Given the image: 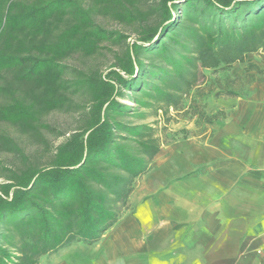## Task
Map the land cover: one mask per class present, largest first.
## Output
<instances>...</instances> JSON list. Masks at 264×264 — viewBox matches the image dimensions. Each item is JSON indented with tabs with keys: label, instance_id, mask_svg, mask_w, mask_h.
<instances>
[{
	"label": "trees",
	"instance_id": "obj_1",
	"mask_svg": "<svg viewBox=\"0 0 264 264\" xmlns=\"http://www.w3.org/2000/svg\"><path fill=\"white\" fill-rule=\"evenodd\" d=\"M103 42L117 46L105 69L63 62L93 55ZM258 51L264 0H0V122L38 135L49 128L43 114L81 111L45 164L0 133V150L22 163L0 167V264H38L49 251L98 239L168 141L156 120L146 121L150 112L178 108L202 69L240 62L246 79L262 72L247 57ZM220 96L240 95L219 88L213 97Z\"/></svg>",
	"mask_w": 264,
	"mask_h": 264
},
{
	"label": "crops",
	"instance_id": "obj_2",
	"mask_svg": "<svg viewBox=\"0 0 264 264\" xmlns=\"http://www.w3.org/2000/svg\"><path fill=\"white\" fill-rule=\"evenodd\" d=\"M210 109L225 115L162 144L116 221L50 264H264V78Z\"/></svg>",
	"mask_w": 264,
	"mask_h": 264
},
{
	"label": "rangeland",
	"instance_id": "obj_3",
	"mask_svg": "<svg viewBox=\"0 0 264 264\" xmlns=\"http://www.w3.org/2000/svg\"><path fill=\"white\" fill-rule=\"evenodd\" d=\"M95 21L108 29L122 30L121 25L100 15L95 16ZM113 49H117V46L103 42L102 47L95 54L85 56L81 53H74L63 59V62L70 68L84 71L94 66L105 69L112 61ZM247 57L250 61L257 64L262 69V72L251 70L249 72L251 77L246 79L244 77L246 74L245 70L242 75L233 76L230 74V70L211 72V70L202 69L200 71L199 84L183 99L178 108L170 107L166 115H162L160 111L156 113L150 112L146 121L156 120V124L153 125L163 138L168 141L196 132H204L207 129V123L213 118L225 115L223 110L212 113L210 109L213 94L219 88L233 89L241 96L248 93L250 84L257 77L264 78V52L250 53ZM236 77L239 78L234 79ZM72 96L79 103H82L85 99L79 92ZM80 114V110L65 111L60 109L51 110L43 114L40 121L48 125L49 128L40 127L38 135L23 132L18 127L6 122H0V133L12 137L21 151L28 156L29 161L41 165L48 161L55 147L65 139L68 132L77 124ZM130 119L135 120V118ZM193 124L196 128H193ZM183 125L186 127H183ZM188 126L190 128H187ZM21 165V159L17 153L0 150V167L15 168ZM3 180L5 178L0 174V182ZM78 243H84V241H76L41 255L38 264H50L49 259L53 258L56 253L64 251L72 244Z\"/></svg>",
	"mask_w": 264,
	"mask_h": 264
}]
</instances>
